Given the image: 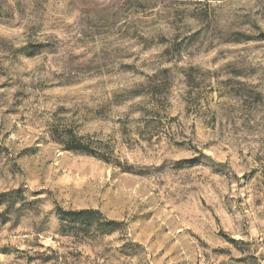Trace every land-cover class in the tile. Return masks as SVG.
<instances>
[{
    "label": "rangeland",
    "instance_id": "obj_1",
    "mask_svg": "<svg viewBox=\"0 0 264 264\" xmlns=\"http://www.w3.org/2000/svg\"><path fill=\"white\" fill-rule=\"evenodd\" d=\"M0 264H264V0H0Z\"/></svg>",
    "mask_w": 264,
    "mask_h": 264
},
{
    "label": "trees",
    "instance_id": "obj_2",
    "mask_svg": "<svg viewBox=\"0 0 264 264\" xmlns=\"http://www.w3.org/2000/svg\"><path fill=\"white\" fill-rule=\"evenodd\" d=\"M140 93V92H139ZM142 96V94H141ZM60 219V231L66 233L72 231L74 233H86L93 229L100 234H107L115 230L117 223L105 220L98 211L80 210V211H57Z\"/></svg>",
    "mask_w": 264,
    "mask_h": 264
}]
</instances>
